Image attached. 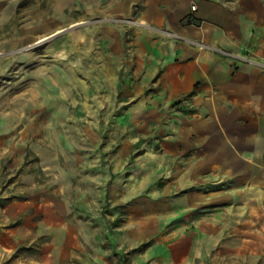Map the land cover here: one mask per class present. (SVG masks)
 I'll list each match as a JSON object with an SVG mask.
<instances>
[{
	"label": "rangeland",
	"instance_id": "374dc122",
	"mask_svg": "<svg viewBox=\"0 0 264 264\" xmlns=\"http://www.w3.org/2000/svg\"><path fill=\"white\" fill-rule=\"evenodd\" d=\"M231 1L264 18V0ZM39 2L44 17L19 24L30 39L0 38V264H264L261 178L192 176L182 165L174 132L193 111L186 95L162 99L160 72L145 78L139 38L171 40L146 28L145 0ZM56 53L77 71L45 90V64L23 62Z\"/></svg>",
	"mask_w": 264,
	"mask_h": 264
},
{
	"label": "crops",
	"instance_id": "0c3cea01",
	"mask_svg": "<svg viewBox=\"0 0 264 264\" xmlns=\"http://www.w3.org/2000/svg\"><path fill=\"white\" fill-rule=\"evenodd\" d=\"M145 3L146 28L171 37L139 38L150 59L145 78L160 72L154 87L162 99L189 94L193 111L181 114L174 132L182 165L192 176L214 171L249 184L260 177L264 184V18L238 14L231 0ZM116 9L126 7L118 3ZM189 17L195 24L185 21ZM171 261L157 264H192L195 258Z\"/></svg>",
	"mask_w": 264,
	"mask_h": 264
},
{
	"label": "bare ground",
	"instance_id": "6f19581e",
	"mask_svg": "<svg viewBox=\"0 0 264 264\" xmlns=\"http://www.w3.org/2000/svg\"><path fill=\"white\" fill-rule=\"evenodd\" d=\"M30 1L31 0H18L16 4L14 5L9 4L4 9H1V4H0V9H1L0 10V38L2 37L11 38L12 37V40L8 42L9 44L20 45L27 39L31 38V36L29 35H26L24 37H19L20 32L22 31V29H24L23 26H20L19 24H21L24 21H28V20L33 22L35 19H40L44 17L45 15L44 12L37 11V8L40 6V2L37 5H31ZM53 16H58L57 11L53 13ZM53 16L50 20L54 19ZM61 18L64 19L65 17L61 16ZM80 23H82V21L72 22L70 23L69 27L76 26ZM52 25L53 23L47 24L42 29L43 30L49 29ZM61 31H62L61 28L54 29L51 33L43 35L42 37L37 39L35 43L44 42ZM27 32H30V30H28ZM5 47H7L5 43L1 42L0 48H5ZM49 53L52 54L53 52L51 51ZM57 54L58 53H56V55H53V58L50 60H43L38 57H35L30 61L23 62L24 65H28V66H30L32 63H35V64L44 63L45 64V66L39 70L42 72V74L40 75V77L37 78V80L40 81V84L45 87L44 88L45 90L57 91L58 85L62 81L60 79L67 78L65 75H72L76 73L77 71V70H73L67 63L62 61V59L59 58L60 56L58 57ZM19 64L20 62L18 61H15L13 63L9 62L7 67L14 68L18 66ZM56 75H58L60 78L57 77V79H55ZM25 87H26V84L22 85L21 88L24 89ZM32 100H33V103L36 104V109L39 108L40 106L37 104V102H39L41 98L34 96L32 97ZM52 101H53V98H49L48 103L49 102L51 103ZM63 101L67 102V100H63ZM35 111L33 112V114L35 113ZM50 112H51L50 109L45 110L44 114L48 115ZM113 112L117 114V111H113Z\"/></svg>",
	"mask_w": 264,
	"mask_h": 264
},
{
	"label": "built area",
	"instance_id": "2783aa9c",
	"mask_svg": "<svg viewBox=\"0 0 264 264\" xmlns=\"http://www.w3.org/2000/svg\"><path fill=\"white\" fill-rule=\"evenodd\" d=\"M192 9H194V6H192Z\"/></svg>",
	"mask_w": 264,
	"mask_h": 264
},
{
	"label": "trees",
	"instance_id": "16d2710c",
	"mask_svg": "<svg viewBox=\"0 0 264 264\" xmlns=\"http://www.w3.org/2000/svg\"><path fill=\"white\" fill-rule=\"evenodd\" d=\"M188 95H189V94H188ZM188 95H187V96H188Z\"/></svg>",
	"mask_w": 264,
	"mask_h": 264
}]
</instances>
